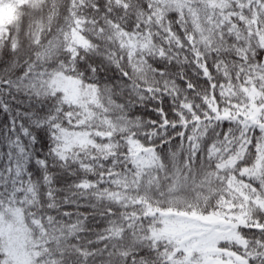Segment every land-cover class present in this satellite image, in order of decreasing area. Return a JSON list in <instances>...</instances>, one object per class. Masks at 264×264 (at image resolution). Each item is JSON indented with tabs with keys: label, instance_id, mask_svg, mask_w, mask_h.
<instances>
[{
	"label": "snow or ice",
	"instance_id": "1",
	"mask_svg": "<svg viewBox=\"0 0 264 264\" xmlns=\"http://www.w3.org/2000/svg\"><path fill=\"white\" fill-rule=\"evenodd\" d=\"M0 264H264V0H0Z\"/></svg>",
	"mask_w": 264,
	"mask_h": 264
}]
</instances>
